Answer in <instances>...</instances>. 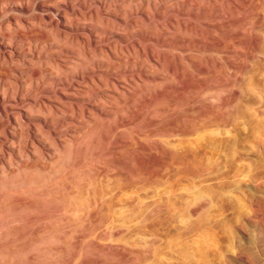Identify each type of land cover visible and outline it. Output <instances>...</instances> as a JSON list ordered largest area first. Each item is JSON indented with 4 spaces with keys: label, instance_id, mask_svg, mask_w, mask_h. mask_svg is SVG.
<instances>
[{
    "label": "rangeland",
    "instance_id": "374dc122",
    "mask_svg": "<svg viewBox=\"0 0 264 264\" xmlns=\"http://www.w3.org/2000/svg\"><path fill=\"white\" fill-rule=\"evenodd\" d=\"M72 1L79 2L72 4ZM129 1L132 0H31V13L42 14L43 19H37L38 22H34L31 37L29 40L21 42L19 46L23 47L20 54L6 59L0 56V84H2L0 85V90L2 88L0 91V104L4 105L3 108L0 106V166L6 165L1 166L4 170L0 169V264H264V0H257V2H261L259 7H257L259 3L256 0H221L223 2L222 13L225 12L224 14L229 16V20L218 16L220 10L208 7L212 9L211 15H215V18L209 15L208 18L196 21L205 29L204 32L207 36L202 43L197 40L190 42V38L183 35V33L176 34L177 37L172 36L174 40L171 37L165 39L163 46H159L153 37L148 36L150 32L147 30L150 29V26L153 28L163 25H167V27L171 25L170 27L175 30L176 20L172 16L177 15L178 18H181L176 9L179 8L183 11L186 5L179 4L178 6L176 4L175 8L165 4L170 0H161L158 3V5L161 4L159 7L150 4L148 0ZM134 1H138V3ZM163 3L167 6L165 7ZM246 4H252V6ZM250 6L252 8H249ZM75 7L76 11L73 9ZM113 7L115 10L117 9L115 12ZM149 8L152 10L149 11ZM254 8L257 9L254 10ZM141 10L144 11L141 12ZM173 10L174 12H171ZM195 11H197L196 8H193L189 13L194 14ZM84 12L88 15L85 13L86 15L82 16ZM98 12L100 14H97ZM148 12L151 19L146 16V14H149ZM50 13L54 15L50 16ZM248 13L249 15L252 13L253 16H249ZM75 14L77 20L74 17ZM160 15L161 17H159ZM182 15L187 18L189 14L186 15L183 12ZM64 16L70 17V20L67 18L65 20ZM119 16L122 18H118ZM53 18L60 22L58 26ZM190 18L193 20L194 17ZM204 19H209L208 22L210 23ZM225 20L229 21V27ZM214 21L217 22L213 23ZM217 23L222 24L223 30L218 32V29H215L214 25ZM141 25H145V27ZM147 25H150L149 28H147ZM247 28L251 30L248 31ZM143 29H146L147 32ZM244 29H246V33L242 31ZM57 30L59 31L56 33ZM94 30H97V33ZM77 31H80L83 35ZM142 32H145V34ZM85 37H89V39L86 38L84 45ZM175 38H178V40ZM184 40H187L188 43ZM168 41L174 45L176 52L180 50L179 53L184 59L183 68L175 60L178 74L168 70L169 63L174 62L170 57L165 60L162 58L164 68L156 60H150V64L145 62L146 55L143 48L147 51L152 49L155 53L158 51L156 54H159V52L161 53V51L168 48ZM238 41L240 43H237ZM115 42L118 45H115ZM108 43L110 45H106ZM86 44L96 46L90 50ZM182 44L184 46L188 45L185 46L186 49ZM99 45L103 50L99 48ZM155 45H158V49ZM146 46L148 47L146 48ZM88 50L93 54L89 53ZM112 50L115 52L120 51L119 53L122 54L118 55L123 59L116 61L115 58H111L109 54ZM71 51L76 52L72 53ZM138 52L141 54H138ZM94 54L96 56L92 58ZM209 55L211 56L209 57ZM79 56L84 58L81 59ZM61 57H66L68 60L66 58H64L66 60H61ZM106 59L113 63L112 66L116 65L117 67L105 71V69L107 70L105 67L107 64ZM192 59L198 62L197 65H203L202 67L208 69V73L204 72L200 73L199 76H195V69L191 64ZM13 61L15 62L13 63ZM125 61H127V64ZM151 61L155 63H151ZM57 62L63 70L59 66H54L58 64ZM63 62L64 64H62ZM136 62L144 63L141 69L139 66H133V63ZM82 63L86 64L82 65ZM122 65L123 69H121ZM92 66H96V69H98L96 71H104L109 78H112L114 74V77L117 75L126 77L127 75L130 76L131 73L141 72V77L146 81H160L165 80L162 76L164 69L169 75L172 74L173 79L180 84L183 80L186 82L191 81L189 78H192L193 81L190 82V90L184 93L185 96H178L179 91L175 89H172V91L167 90L165 95H161L154 92L147 93L143 81L136 80V77L132 80L131 77L127 76L126 83H123L126 89H121L126 96L125 99L124 96H116L111 99L109 104L113 105L112 102L115 101L114 106L111 105L110 107L115 112H120L118 115L113 114L105 118L107 122L105 120L104 123L102 120V123L99 121L97 124L92 119L90 121L87 113H81L77 108L73 109L72 112L69 103H67L68 101L66 102L67 99L62 100L61 97L63 96L62 91L65 90L60 91L61 86L68 84L67 82H72L74 75L78 72V74L84 73V77L88 78ZM82 69L84 70L82 71ZM151 69L158 72L156 76L152 77L147 73ZM45 78L49 80L47 81ZM58 79L61 80L58 82ZM62 82H64V85H61ZM90 86L92 85L90 84ZM97 86L100 91L97 93L93 90L87 95L88 97L86 96V101H89L87 98L97 99L110 85L107 86V84L105 85L104 82L98 80ZM92 88L94 89L95 86L93 85ZM131 88H134L133 91ZM137 90H140L143 94ZM47 92L48 95L50 93L48 97H46ZM170 92L174 94L172 93L171 96ZM52 94L55 95V98ZM175 97H178V101L176 108L173 109L170 106L172 105V99H176ZM51 98L55 100H51ZM58 98H61L62 103L68 104L63 109L65 115L55 108L53 109L57 112L40 106L44 103H39L42 100L50 103L53 107L60 105ZM35 99H37L39 105ZM27 102H33L29 104L32 108L27 105ZM166 106L170 108L169 113L161 117L162 109ZM116 109L118 110L116 111ZM123 111L127 116L122 114ZM210 112L213 113L212 117H210ZM72 114L77 116L75 118L78 119L79 124H83H80L81 130L77 135L78 138L80 137L78 140L77 137L75 139L71 137L63 126L65 116H71ZM13 115H17L18 121L15 122L16 117H13ZM59 115L60 117L55 118ZM28 117L32 119V123H38V127L41 122L40 128L42 126L44 128L42 127L40 130L32 128L34 132L29 134L30 119ZM80 118H84V120L86 118L85 122ZM47 119L50 125L43 123ZM196 120H198V125ZM18 122L21 126L23 125V129L20 128ZM189 123L192 125L190 128ZM107 126L108 128H106ZM129 127L131 128L129 129ZM54 129L57 130V133L53 132ZM178 129L181 131L178 132ZM19 133L23 134V138L18 136ZM43 133L45 136H43ZM80 134L83 136H79ZM139 134L141 141L143 140L141 148H116L115 145L127 143L129 139L131 140ZM47 136H49L48 139L51 136L52 140L56 139L47 141ZM13 140H16V144ZM51 141L52 144H55V147L54 144H50ZM23 142L26 146H29L25 147ZM30 142L33 146L37 142L35 143L37 149L32 148ZM17 144L19 145L18 148ZM66 144L69 146H66ZM147 144L151 148L150 151L146 150ZM22 147L27 150L22 149ZM40 147L44 157L40 155L42 152ZM153 148H157V150L154 151ZM34 150L40 151L39 156ZM46 150L50 151L46 153ZM19 151L22 153L18 154ZM30 153L34 154L31 155ZM7 157L9 158L7 159ZM132 161L133 163H131ZM26 162L27 164H25ZM181 162L182 165L184 163L185 165L180 166ZM190 163L191 166H189ZM196 168L201 170L203 174ZM120 171L128 172L130 183L136 179L138 174L143 177L147 176L144 178L145 186L139 189L133 186L127 189L119 188L117 186V174ZM155 173L168 175L171 179L169 181L165 179L158 182L154 181L149 176ZM172 179H176L174 185H172ZM95 181L99 185L92 183ZM110 183L112 184L109 185V188L108 184ZM71 187H74V190ZM130 188L133 190H129ZM71 190L77 192L73 193ZM85 191L89 192L86 194ZM197 191H202L204 196L196 197L194 192ZM133 192L135 193L132 194ZM208 194L214 196L210 199L206 198L205 195ZM77 197H79V200ZM80 201H82V204H80ZM183 216L185 219H182ZM9 229L12 233L8 234Z\"/></svg>",
    "mask_w": 264,
    "mask_h": 264
},
{
    "label": "bare ground",
    "instance_id": "6f19581e",
    "mask_svg": "<svg viewBox=\"0 0 264 264\" xmlns=\"http://www.w3.org/2000/svg\"><path fill=\"white\" fill-rule=\"evenodd\" d=\"M61 1V0H60ZM133 1V0H132ZM132 1H129V2H132ZM140 1V0H139ZM161 0H154V1H152V0H148V2L150 3V4H152V5H154V6H156V5H158V3L160 2ZM226 1V0H225ZM241 1V0H240ZM260 1V0H259ZM46 2V1H45ZM45 2H43V3H45ZM67 2V1H66ZM73 2V3H72ZM71 3L72 4H75L76 2H74V1H72ZM79 1H77V3H78ZM91 2V1H90ZM95 2V1H94ZM135 2V1H134ZM137 3H138V1H136ZM135 2V3H136ZM250 2V1H249ZM248 2V3H249ZM256 2H257V0H256ZM256 2H255V5H256ZM42 3V4H43ZM76 3V4H77ZM82 3V2H81ZM102 3V2H101ZM111 3V2H110ZM141 4H142V2H140ZM222 3L223 2H221V0H170V1H167L165 4H169V6H171V7H175L176 8V6L178 5L179 6V4H182V5H186L185 6V10H180L179 8L178 9H176L177 11V13L180 15L179 17H181V18H178V16L177 15H173L172 17L176 20V27L174 26V29L175 30H173L170 26V28L169 27H167V25H163V26H161V27H151L150 25V29H148L147 31L148 32H150L149 33V35L148 36H150V37H153L154 39H155V41H156V43L159 45V46H163V44L165 43L164 42V40L165 39H167V38H169V37H171L173 40H174V38L172 37V36H176V34H183V35H185L186 37L188 36L189 38H190V42H194V41H199V43H202V41H204L206 38H207V36L205 35V29L204 28H202L199 24H197V22L196 21H201L202 20V18H208V16L210 15V16H213V15H211L212 14V9H209V8H216V9H218V10H220V12L218 13V16H220V18H223V19H228L229 18V16H227V15H225L224 13H222L223 12V8H222ZM237 3H239V2H237ZM257 3H259V2H257ZM261 3V2H260ZM260 3H259V5L257 6V7H259L260 6ZM67 4V3H66ZM83 4H85V3H83ZM164 4V3H163ZM164 4V5H165ZM177 4V5H176ZM242 4V3H241ZM45 5V4H44ZM43 5V6H44ZM47 5V4H46ZM86 5V4H85ZM119 5V4H118ZM121 5V4H120ZM119 5V6H120ZM159 5H161V4H159ZM158 5V6H159ZM167 5H165V7L167 6ZM176 5V6H175ZM246 5H248V4H246ZM249 5H251L252 6V4H249ZM248 5V6H249ZM254 5V6H255ZM72 6V5H71ZM91 6V5H90ZM99 6V5H98ZM141 6V5H140ZM142 6H144V5H142ZM150 6V5H149ZM240 6V5H239ZM243 6V5H242ZM242 6H241V9H242ZM249 7V8H252V7ZM69 7V6H68ZM76 7H77V5H76ZM76 7L75 8H73L75 11L77 10L76 9ZM79 7V6H78ZM81 7V6H80ZM79 7V8H80ZM93 7V6H92ZM97 7V6H96ZM95 7V8H96ZM100 7V6H99ZM104 7V6H103ZM102 7V8H103ZM138 7V6H137ZM146 7V6H145ZM151 7V6H150ZM160 7V6H159ZM170 7V8H171ZM181 7V6H180ZM209 7V8H208ZM245 7H247V6H245ZM256 7V6H255ZM41 8V7H40ZM82 8V7H81ZM89 8V7H88ZM125 8H127V7H125ZM193 8H196V10L197 11H195L194 12V14H190L189 12H190V10H192ZM243 8H244V6H243ZM72 9V10H73ZM92 9V8H91ZM90 9V10H91ZM122 9V8H121ZM134 9V8H133ZM148 9V8H147ZM168 9V8H167ZM245 9V8H244ZM257 9V8H256ZM255 8H254V10H256ZM31 10H32V3H31V0H0V56H2V57H4V59H6V58H12L13 56H15V55H18V54H20L21 52H22V48L23 47H19L20 45H21V42H23V41H27V40H29V38L31 37V35H32V28H33V25H34V22L36 23V22H38V21H36L37 19L38 20H41V19H43V16H42V14L41 15H39V14H37L36 12L35 13H33V14H35V15H33L32 13H31ZM65 10V9H64ZM67 10V9H66ZM83 10V9H82ZM97 10H98V7H97ZM103 10V9H102ZM113 10H114V12L117 10H115L114 9V7H113ZM113 10H111V11H113ZM132 10V9H131ZM136 10V9H135ZM138 10V9H137ZM150 10H152V9H150L149 8V11ZM164 10H166L165 8H164ZM57 11V10H56ZM60 11V10H59ZM74 11V13H76ZM96 11V10H95ZM144 11V10H143ZM142 10H141V12H143ZM145 11H146V9H145ZM215 11V10H214ZM33 12V11H32ZM61 12V11H60ZM78 12V11H77ZM91 12H93V11H91ZM137 12V11H136ZM147 12V11H146ZM171 12H174V10L173 11H171ZM175 12V13H176ZM183 12H185L186 13V15L187 14H189L188 16H189V18H188V16H187V18H185L182 14H183ZM193 12V11H192ZM46 13V12H45ZM44 13V14H45ZM86 12H84V14L82 15V16H84V15H86L85 14ZM96 13V12H95ZM145 13V12H144ZM149 13V12H148ZM151 13H152V11H151ZM43 14V15H44ZM51 14V15H50ZM49 15L50 16H52V15H54V14H52V13H50ZM57 14L59 15V13L57 12ZM56 14V15H57ZM64 14V13H63ZM71 14V13H70ZM77 14V13H76ZM75 14V16L74 15H72V16H74L75 17V19L77 18V15ZM97 14H100L99 12L97 13ZM110 14V13H109ZM117 14H118V12H117ZM160 14H163V13H160ZM37 15H39V16H37ZM46 15H48V14H46ZM67 15V14H66ZM80 15H81V13H80ZM88 15V14H87ZM248 15H249V13H248ZM251 15H252V13H251ZM251 15H249V16H251ZM62 16V15H61ZM79 16V15H78ZM101 16V15H100ZM140 16V15H139ZM146 16L148 17V19L150 18L151 19V17H150V13L149 14H146ZM151 16H152V14H151ZM156 16V15H155ZM158 16V15H157ZM166 16V15H165ZM194 17L193 18V20L190 18V17ZM217 16V17H218ZM253 16V15H252ZM54 17V16H53ZM65 17V16H64ZM88 17V16H87ZM140 17H142V16H140ZM159 17H161V15L159 16ZM214 18H215V15L213 16ZM216 17V18H217ZM55 18V17H54ZM53 18V19H54ZM66 18L67 17H65V20H66ZM70 17H68L67 19H69ZM79 18V17H78ZM85 18V17H84ZM90 18H91V16H90ZM101 18V17H100ZM109 18V17H108ZM110 18H112V17H110ZM118 18H122V17H118ZM142 18H144V17H142ZM172 18V19H173ZM56 19H57V16H56ZM56 19H54V20H56ZM73 19V18H72ZM98 19V18H97ZM125 19V18H124ZM155 19V18H154ZM171 19V20H172ZM211 19V18H210ZM213 19V18H212ZM46 20V19H45ZM70 20V19H69ZM77 20V19H76ZM80 20V19H79ZM78 20V21H79ZM108 20H110V19H108ZM115 20V19H114ZM134 20V19H133ZM163 20V19H162ZM204 20H206V22H208V20L207 19H204ZM204 20H203V22H204ZM229 20V19H228ZM47 21V20H46ZM136 21V20H135ZM154 21V20H153ZM166 21H168V20H166ZM221 22L223 21V20H220ZM226 21V20H225ZM55 22V21H54ZM56 22H57V20H56ZM106 22V21H105ZM141 22H142V20H141ZM205 22V23H206ZM212 22V21H211ZM215 22H217V21H214L213 23H215ZM227 22V21H226ZM229 22V21H228ZM228 22H227V26L229 27V25H228ZM41 23H42V21H41ZM44 23V22H43ZM59 23L60 22H57V23H55V24H57V26L59 25ZM170 23H171V21H170ZM204 23V24H205ZM208 23H210V22H208ZM218 23H219V19H218ZM215 24L214 26L216 27L215 29H218V32H219V30H223V26L221 27V25L220 24ZM250 23H251V21H250ZM249 23V24H250ZM46 24V23H45ZM67 24H69V23H67ZM172 24V23H171ZM78 25V24H77ZM76 25V26H77ZM162 25V24H161ZM210 25V24H209ZM226 25V24H225ZM53 26H54V24H53ZM53 26H51V27H53ZM72 26V25H71ZM70 26V27H71ZM79 26V25H78ZM77 26V27H78ZM83 26V25H82ZM94 26V25H93ZM115 26V25H114ZM133 26V25H132ZM142 26V25H141ZM149 26L147 25V28H149ZM160 26V25H159ZM206 26V25H205ZM208 26V25H207ZM212 26V25H211ZM95 27V26H94ZM107 27V26H106ZM142 27H145V25L144 26H142ZM210 27V26H209ZM225 27V26H224ZM251 27V26H250ZM129 28V27H128ZM131 28V27H130ZM138 28V27H137ZM146 28V29H147ZM54 29H55V27H54ZM77 29V28H76ZM136 29V28H135ZM146 29L144 30V31H146ZM34 30V29H33ZM60 30V29H59ZM59 30H57L56 31V33L59 31ZM91 30V29H90ZM126 30V29H125ZM130 30V29H129ZM132 30V29H131ZM130 30V31H131ZM151 30V31H150ZM246 29H244V30H242V31H245ZM247 30H248V28H247ZM249 30H251V29H249ZM248 30V31H249ZM97 31V30H96ZM95 30H94V32H96ZM136 31H138L137 29H136ZM135 31V32H136ZM140 31V30H139ZM146 31V32H147ZM212 31V30H211ZM76 32V31H75ZM77 32H80V31H77ZM127 32V31H126ZM214 32V31H213ZM241 32V31H240ZM61 33V32H60ZM85 33V32H84ZM86 33H88V32H86ZM97 33V32H96ZM99 33H100V31H99ZM129 33V32H128ZM132 33H134V32H132ZM140 33V32H139ZM142 33H144L145 34V32H142ZM244 33H246V31L244 32ZM243 33V34H244ZM77 34V33H76ZM80 34H81V32H80ZM102 34V33H101ZM127 34V33H126ZM131 34V33H130ZM129 34V35H130ZM146 34H148V33H146ZM220 34V33H219ZM251 34V33H250ZM78 35H79V33H78ZM81 35H83V34H81ZM81 35H79V36H81ZM88 35V34H87ZM90 35V34H89ZM92 35V34H91ZM139 35V34H138ZM142 35V34H141ZM140 35V36H141ZM75 36V35H74ZM78 36V37H79ZM96 36V35H95ZM125 36V35H124ZM133 36V35H132ZM179 36V35H178ZM100 37V36H99ZM126 37V36H125ZM129 37V36H128ZM177 37V36H176ZM181 37V36H180ZM213 37V36H212ZM86 38L87 37H85V40H84V42H83V44L84 43H86ZM184 38V37H183ZM232 38H233V36H232ZM236 38V37H235ZM87 39H89V37L87 38ZM93 39H94V37H93ZM96 39V38H95ZM99 39V38H98ZM128 39V38H127ZM175 39H177L178 40V38H175ZM239 39V38H238ZM76 40V39H75ZM100 40V39H99ZM125 40H126V38H125ZM128 40H130V39H128ZM136 40V39H135ZM139 40H141V39H139ZM179 40H180V38H179ZM181 40H183V39H181ZM38 41V40H37ZM88 41V40H87ZM97 41V40H96ZM134 41V40H133ZM184 41H187V40H184ZM208 41V40H207ZM237 41V40H236ZM240 41V40H239ZM237 42V43H240V42ZM29 42V41H28ZM103 42V41H102ZM141 42V41H140ZM175 42V41H174ZM209 42V41H208ZM213 42V41H212ZM219 42V41H218ZM218 42H216V43H218ZM31 43V42H30ZM79 43V42H78ZM81 43V42H80ZM79 43V44H80ZM100 43V42H99ZM132 43V42H131ZM168 43V48L167 49H164L163 51H161V53L159 52V54H156L155 53V51L154 50H152L151 48V50L150 51H147V50H145L144 48H143V50H144V53H145V55H146V57H145V62L146 63H149L150 64V60H156L157 61V63L160 65V66H162L163 68L165 67L164 66V62H162V58L165 60L167 57H170V59H173V61L174 62H170L169 63V65H168V67H169V69L168 70H170V71H172L174 74H178L177 73V64L178 65H182V68H183V56L181 55V53H179V51L178 52H176L175 51V47H174V45L172 44V43H170L169 41L167 42ZM187 43H188V41H187ZM206 43V42H205ZM114 44V43H113ZM112 44V45H113ZM121 44V43H120ZM130 44V43H129ZM133 44V43H132ZM140 44V43H139ZM180 44V43H179ZM179 44H178V46H179ZM85 45V44H84ZM87 45V44H86ZM94 45V44H93ZM93 45H91V46H89V45H87V46H89V48H90V50H92L91 48L92 47H95V46H93ZM106 45H110L109 43L108 44H106ZM115 45H118L116 42H115ZM115 45L113 46V48L115 47ZM126 45H128V44H126ZM137 45V44H136ZM141 45V44H140ZM139 45V46H140ZM148 45V44H147ZM157 45V46H158ZM183 45V44H182ZM193 45V44H192ZM200 45V44H199ZM206 45V44H205ZM216 45V44H215ZM23 46H24V44H23ZM120 46V45H119ZM134 46V45H133ZM143 46V45H142ZM141 46V47H142ZM156 46V45H155ZM156 46V47H157ZM165 46V45H164ZM180 46H181V44H180ZM184 46V45H183ZM186 47L188 46V45H185ZM184 46V47H185ZM207 46V45H206ZM254 46V45H253ZM51 47V46H50ZM101 46L99 45V48H100ZM144 47V46H143ZM148 46H146V48H147ZM155 47V48H156ZM177 47V46H176ZM186 47H185V49H186ZM214 47V46H213ZM235 47V46H234ZM243 47V46H242ZM20 48V49H19ZM38 48V47H37ZM104 48H105V46H104ZM118 48V47H117ZM123 48V47H122ZM129 48V47H128ZM128 48H125V49H128ZM139 48V47H138ZM154 48V49H155ZM181 48V47H180ZM203 48H204V46H203ZM101 50H103L102 48H100ZM120 49V48H119ZM118 49V50H119ZM124 49V48H123ZM122 49V50H123ZM129 49H131V48H129ZM139 49H141L142 50V48H139ZM157 49H158V47H157ZM178 49V48H177ZM185 49H183V50H185ZM204 49H206V48H204ZM232 49H235V48H232ZM53 50V49H52ZM55 50H58V49H55ZM72 50V49H71ZM113 50H117V49H113ZM111 51L110 52V57L111 58H115L116 59V61H121L123 58H120V56L118 55V54H122V53H119L118 51V53L117 52H115V51ZM160 50H161V48H160ZM182 50V49H181ZM189 50V49H188ZM196 50V49H195ZM208 50V49H207ZM209 50H212V49H209ZM252 50V49H251ZM59 51V50H58ZM94 51V50H93ZM105 51V50H104ZM103 51V53H105ZM127 51H130V50H127ZM137 51V50H136ZM235 51V50H234ZM241 51V50H240ZM25 52V51H24ZM27 52V51H26ZM29 52V51H28ZM72 52V51H71ZM76 52V51H75ZM75 52H72V53H75ZM88 52H89V50H88ZM100 52V51H99ZM139 52H140V50H139ZM138 52V54H141V53H139ZM208 52V51H207ZM89 53H91V52H89ZM88 53V54H89ZM107 53V52H106ZM129 53V52H128ZM137 53V52H136ZM71 54V53H70ZM80 54V53H79ZM78 54V55H79ZM91 54H93V53H91ZM90 54V55H91ZM96 54V53H95ZM94 54V57H92V58H95V55ZM98 54V53H97ZM100 54V53H99ZM98 54V55H99ZM124 54V53H123ZM129 54H131V53H129ZM129 54H128V56H129ZM187 54V53H186ZM185 54V55H186ZM237 54V53H236ZM22 55V54H21ZM25 55V54H24ZM72 55H74V54H72ZM97 55V56H98ZM125 55V54H124ZM127 55V54H126ZM137 55V54H136ZM69 56H71V55H69ZM81 56V55H80ZM79 56V57H80ZM87 56V55H86ZM123 56V55H122ZM187 56V55H186ZM211 55H209V57H210ZM21 57H23V56H21ZM75 57V56H74ZM87 57H89V56H87ZM106 57V56H105ZM126 57V56H125ZM139 57V56H138ZM192 57V56H191ZM191 57H190V59H191ZM194 57V56H193ZM64 58H66V57H64ZM63 57H61V60H63L64 59ZM76 58V57H75ZM81 58V57H80ZM84 58V57H83ZM83 58H81V59H83ZM97 58V57H96ZM101 58V57H100ZM129 58H131V57H129ZM144 58V57H143ZM185 58V57H184ZM197 58V57H196ZM212 58V57H211ZM67 60H68V58H66ZM66 59H64V60H66ZM77 59H79V58H77ZM80 59V60H81ZM128 59V58H127ZM126 59V60H127ZM138 59V58H137ZM170 59H168V60H170ZM189 59V58H188ZM189 59V60H190ZM29 60H31V59H29ZM73 60H74V58H73ZM85 60V59H84ZM87 60V59H86ZM93 60V59H92ZM107 60V64L105 65V67L107 68V70L105 69V71H108V69H110V68H112V67H114V69L117 67L116 65L115 66H112L113 65V63H111L110 62V60L108 61V59H106ZM125 60V59H124ZM134 60V59H133ZM132 60V61H133ZM178 61V63L176 64V61ZM210 60V59H209ZM209 60H207V61H209ZM58 61V60H57ZM74 61H76V60H74ZM91 61V60H90ZM104 61H105V59H104ZM103 61V62H104ZM130 61V60H129ZM131 61V62H132ZM142 61H144V60H142ZM3 62V61H2ZM7 62V61H6ZM9 62V61H8ZM15 61H13V63H14ZM56 62V61H55ZM54 62V63H55ZM67 62V61H66ZM66 62H65V64H66ZM69 62V61H68ZM67 62V63H68ZM79 62V61H78ZM86 62V61H85ZM87 62H89V61H87ZM127 61H125V63H126ZM131 62H129V63H131ZM154 61H151V63H153ZM4 63H5V61H4ZM12 63V64H13ZM28 63V62H27ZM33 63V62H32ZM58 63V62H57ZM61 63V62H60ZM155 63V62H154ZM197 61L195 62L194 61V59H192V61H191V64H192V66H193V68L195 69V76H199V74L200 73H204V72H207L208 73V69H206V68H204V67H202V66H199V65H197ZM17 64V63H16ZM15 64V65H16ZM26 64V63H25ZM62 64H64V62L62 63ZM86 64V63H85ZM84 63H82V65H85ZM102 64V63H101ZM123 64V63H122ZM127 64V63H126ZM132 64V63H131ZM143 62H136V63H133V66L134 67H136V66H139L140 67V69L142 68V66H143ZM185 64V63H184ZM11 65V64H10ZM29 65V64H28ZM54 65V64H53ZM69 65V64H68ZM119 65H120V63H119ZM146 65V64H145ZM152 65V64H151ZM157 65V64H156ZM158 65V66H159ZM167 65V64H166ZM17 66V65H16ZM22 67L24 66V65H21ZM55 67L57 66H59L60 68H61V66L59 65V63L57 64V65H54ZM76 66H77V64H76ZM99 66V65H98ZM97 66V67H98ZM103 66V65H102ZM125 66V65H124ZM128 66V65H127ZM132 66V67H133ZM186 66V65H185ZM206 66V65H205ZM20 67V66H19ZM26 67V66H25ZM31 67H33L32 65H31ZM66 67H68V66H66ZM75 67V66H74ZM90 67H91V65H90ZM100 67V66H99ZM130 67V66H129ZM128 67V68H129ZM17 68V67H16ZM28 68V67H27ZM70 68V67H69ZM87 68V67H86ZM126 68V67H125ZM145 68V67H144ZM151 68V67H150ZM154 68V67H153ZM14 69V68H13ZM18 69V68H17ZM21 69V68H20ZM24 69V68H23ZM33 69V68H32ZM46 69H48V68H46ZM49 69H52V68H49ZM59 69V68H58ZM62 69V68H61ZM74 69V68H73ZM85 69V68H84ZM84 69H82V71L84 70ZM88 69H90V68H88ZM100 69V68H99ZM101 69H102V67H101ZM121 69H123V65H122V68ZM127 69V68H126ZM132 69V68H131ZM186 69V68H185ZM184 69V70H185ZM19 70V69H18ZM60 70V69H59ZM63 70V69H62ZM87 70V69H86ZM92 70V71H91ZM90 71H91V74H90V76L87 78V77H84V73H81V74H75L76 73V71H75V75H74V78H73V80H72V82L70 81V82H67L68 84H65L64 85V82H62L61 83V85L63 84L64 86H61V89H60V91H62V89L63 90H65V91H62V93H63V96H61L62 97V100L63 99H67L66 100V102L67 103H69V108L71 109V111L73 110V109H78V111L79 112H81V113H87L88 115H89V117H90V121H91V119H92V121H94V123H96L97 122V124L99 123V121L102 123L103 121H104V123H105V118H108L110 115L112 116L113 114H116V115H118V113L120 112V111H117L118 109H116V111L117 112H115L114 110H112L111 108L112 107H110L111 105H109L110 104V102H111V99L112 98H115L116 96H119V97H123L124 96V99H125V95H124V93H123V88L124 89H126V86L123 84V83H126L125 82V80L127 79L126 77L127 76H129V75H127L126 77H124V76H120V75H117V76H115L114 77V75H113V77L112 78H109V77H107V74H105V72L104 71H101V70H99V71H96V70H98V69H96V66L95 67H93L92 66V69H91ZM104 70V69H103ZM134 70V69H133ZM139 70V69H138ZM157 70H158V68H157ZM182 70V69H181ZM13 71V70H12ZM21 71V70H20ZM27 71V70H26ZM55 71V70H54ZM61 71V70H60ZM72 71H74V70H72ZM81 71V72H82ZM115 71V70H114ZM128 71V70H127ZM127 71H125V72H127ZM146 71V70H145ZM194 71V70H193ZM22 72V71H21ZM25 72V71H24ZM24 72H23V74H24ZM28 72V71H27ZM70 72V71H69ZM68 72V73H69ZM85 72V71H84ZM117 72V71H116ZM132 72V71H131ZM182 72V71H181ZM190 72V71H189ZM13 73V72H12ZM14 73H16V72H14ZM59 73V72H58ZM128 73H130V72H128ZM141 72H137L136 74H132L131 73V75L129 76V77H131L132 78V80H133V78H135L136 80H139V81H143L144 82V86L146 87L145 89H146V92L147 93H159V94H161V95H165V93H166V91L167 90H169V91H172V89H175V90H177V91H179L178 93H176V94H178V96L179 95H184L185 96V92L186 91H189L190 90V88H191V83L190 82H192L193 80H192V78H189V79H191V81L189 80L188 82H186L185 80H183L182 82H181V84L180 83H178V81L177 80H175V79H173V75L171 76V75H169L167 72H165L164 71V69H163V72H162V76L165 78V80H160V81H158V80H154L153 82H150V81H146V80H144L142 77H141V74H140ZM144 73V72H143ZM147 73H149V75L150 76H152V77H154V75L156 76V73H158V72H156V70L155 69H151V70H149V72H147ZM160 73V72H159ZM22 74V73H21ZM23 74H22V76H23ZM27 74V73H26ZM49 74V73H48ZM62 74V73H61ZM64 74H65V72H64ZM70 74V73H69ZM188 74V73H187ZM236 74V73H235ZM20 75V74H19ZM25 75V74H24ZM45 75H46V72H45ZM108 75H110V74H108ZM122 75V74H121ZM147 75V74H146ZM182 74H180V76H181ZM183 75H184V73H183ZM16 76H17V74H16ZM72 76V75H71ZM12 77H14V76H12ZM20 77V76H19ZM30 77V76H29ZM43 77V76H42ZM49 77H50V75H49ZM52 77V76H51ZM62 77V76H61ZM64 77H65V75H64ZM67 77V76H66ZM70 77V76H69ZM69 77H68V79H69ZM73 77V76H72ZM182 77V76H181ZM190 77H191V75H190ZM7 79H9L10 78V76H9V78L8 77H6ZM23 78V77H22ZM28 78V77H27ZM26 78V80H28ZM57 78V77H56ZM55 78V79H56ZM60 78V77H59ZM63 78V77H62ZM159 78H160V76H159ZM175 78V77H174ZM182 78H184V77H182ZM181 78V79H182ZM202 78V77H201ZM2 79V78H1ZM16 79V78H15ZM18 79V78H17ZM16 79V80H17ZM46 79V78H45ZM158 79V78H157ZM177 79V78H176ZM180 79V80H181ZM15 80V82H17ZM38 80V79H37ZM43 80V79H42ZM47 81L49 80V79H46ZM61 79H58V82L60 81ZM102 81V82H104V84L106 85L107 84V86L108 85H110L111 86V88H109L110 86H108L107 87V90H105L104 92H103V94H100L99 95V97H97V99L95 98V100H91V99H89V98H87L89 101H86V96L88 95V94H90L91 92H93V90H95L97 93L100 91L99 90V87L97 86V81ZM5 81H6V79H5ZM67 81V80H66ZM3 82V81H2ZM1 82V83H2ZM10 82V81H9ZM45 82V81H44ZM53 82V81H52ZM56 82V81H55ZM136 82V81H135ZM142 82V83H143ZM180 82V81H179ZM11 83H13V81H11ZM20 83H21V81H20ZM129 83V82H128ZM139 83V82H138ZM195 83V82H194ZM3 84H4V82H3ZM25 84H27V83H25ZM56 84V83H55ZM55 84H53V85H55ZM90 84L93 86H95V88L93 89L92 88V86H90ZM130 84V83H129ZM140 84V83H139ZM198 84V83H197ZM0 85H2V84H0ZM12 85V84H11ZM14 85V84H13ZM67 85V86H66ZM132 85V84H131ZM135 85V84H134ZM141 85V84H140ZM5 86V85H4ZM17 86V85H16ZM40 86V85H39ZM46 86V85H45ZM48 86V85H47ZM138 86V85H137ZM143 86V87H144ZM8 87V86H7ZM10 87V86H9ZM25 87V86H24ZM49 87V86H48ZM55 87V86H54ZM53 87V88H54ZM139 87V86H138ZM194 87V86H193ZM192 87V88H193ZM17 88H19V87H17ZM20 88H21V86H20ZM27 88V87H26ZM56 88V87H55ZM58 88V87H57ZM140 88V87H139ZM138 88V89H139ZM11 89H12V87H11ZM15 89H16V87H15ZM30 89V88H29ZM52 89V88H51ZM59 89V88H58ZM122 89V90H121ZM132 89V88H131ZM134 89V88H133ZM133 89H132V91H133ZM141 89V88H140ZM144 89V88H143ZM196 89V88H195ZM1 90H2V88H1ZM0 90V91H1ZM21 90V89H20ZM23 90V89H22ZM35 90H37V89H35ZM42 90H43V88H42ZM47 90V89H46ZM45 90V91H46ZM49 90V89H48ZM47 90V91H48ZM54 90V89H53ZM90 92H89V91ZM103 90V89H102ZM5 91V90H4ZM44 91V90H43ZM59 91V90H58ZM126 91V90H125ZM138 91V90H137ZM140 91V90H139ZM138 91V92H139ZM141 91H142V89H141ZM140 91V92H141ZM9 92H10V90H9ZM15 92V91H14ZM18 92V91H17ZM29 92V91H28ZM53 92V91H52ZM55 92V91H54ZM101 92V93H102ZM139 92V93H140ZM174 92V91H173ZM172 92V93H173ZM20 93V92H19ZM23 93V92H22ZM42 93V92H41ZM45 93V92H44ZM138 93V94H139ZM142 94H143V92H141ZM172 93L170 92L169 94H171V96H172ZM8 94V93H7ZM14 94V93H13ZM25 94V93H24ZM23 94V95H24ZM35 94V93H34ZM53 94H55V93H53ZM52 94V96H54V98H55V95H53ZM57 94V93H56ZM133 94V93H132ZM137 94V95H138ZM168 94V95H169ZM174 94V93H173ZM187 94V93H186ZM0 95H1V92H0ZM28 95V94H27ZM44 95V94H43ZM46 95V94H45ZM44 95V96H45ZM49 95H50V93H49ZM48 95V92H47V96L46 97H48L49 96ZM136 95V94H135ZM136 95V96H137ZM160 95V96H161ZM8 96V95H7ZM14 96V95H13ZM12 96V97H13ZM20 96H22V95H20ZM31 96H32V94H31ZM132 96V95H131ZM184 96H182V97H184ZM22 97H24V96H22ZM26 97V96H25ZM24 97V98H25ZM33 97H34V95H33ZM43 97V96H42ZM58 97V96H57ZM88 97V96H87ZM5 98H7L6 96H5ZM9 98H10V96H9ZM16 98V97H15ZM28 98V97H27ZM141 98V97H140ZM168 98V97H167ZM174 98V97H173ZM176 98V97H175ZM185 98V97H184ZM2 99L4 100V97H3V95H2ZM13 99V98H12ZM59 100L61 99V98H58ZM142 99V98H141ZM152 99V98H151ZM154 99V98H153ZM15 100H17V99H15ZM47 100H49V99H47ZM51 100H55V99H52L51 98ZM169 100V99H168ZM171 100V99H170ZM173 100V101H172ZM171 101H172V105L170 106V107H172L173 109H175L176 108V106H177V101H178V97L174 100V99H172ZM5 101H7V100H5ZM35 101H37V99H35ZM142 101V100H141ZM148 102H149V100H147ZM183 101H184V99H183ZM17 102H19V101H17ZM21 102V101H20ZM42 103V102H44L43 104H41L40 106H43V108L45 107V108H49L50 110L52 109V110H58V112H60V113H62L63 115H65V112H64V107L65 106H68V104L66 105L65 103H62L61 102V100L59 101L60 102V105H57L56 103V105L57 106H55V107H53V105H51L50 103H46V101L44 100H42V101H39V103ZM115 102V101H114ZM114 102H112L113 103V105L112 106H114ZM11 103V102H10ZM13 103V102H12ZM28 103V102H27ZM26 103V104H27ZM30 103H33V102H30ZM30 103H28L27 105L28 106H31V105H29ZM126 103V102H125ZM134 103V102H133ZM151 103V102H150ZM183 103H185V102H183ZM18 104V103H17ZM35 104V103H34ZM34 104H32V105H34ZM37 104H38V101H37ZM54 104V105H55ZM128 104V103H127ZM166 104V103H165ZM164 104V105H165ZM7 105H8V103H7ZM27 105H23V106H27ZM39 105V104H38ZM125 105V104H124ZM129 105V104H128ZM131 105V104H130ZM134 105V104H133ZM0 106L3 108L4 107V105L3 104H0ZM11 106V105H10ZM9 106V107H10ZM35 106V105H34ZM5 107H6V104H5ZM14 107V106H13ZM16 107V106H15ZM122 107V106H121ZM130 107V106H129ZM128 107V108H129ZM136 107V106H135ZM138 107V106H137ZM163 107V106H162ZM161 107V108H162ZM169 106H166L164 109H162V114H160V115H162L161 117H164V116H166L168 113H169V110H170V108H168ZM17 108H19V107H17ZM24 108V107H23ZM31 108H32V106H31ZM37 108H38V106H37ZM53 108H55V109H53ZM134 108V107H133ZM158 108V107H157ZM192 108V107H191ZM22 109V108H21ZM130 109V108H129ZM184 109V108H183ZM189 109V108H188ZM187 109V110H188ZM193 109V108H192ZM25 110V109H24ZM49 110V111H50ZM55 110V111H56ZM66 110V109H65ZM123 110V109H122ZM121 110V111H122ZM133 110V109H132ZM138 110V109H137ZM6 111H7V109H6ZM19 111V110H18ZM55 111H53V112H55ZM136 111V110H135ZM161 111V110H160ZM35 112H37V111H35ZM57 112V111H56ZM73 112V111H72ZM2 113V112H1ZM7 114H8V112H6ZM5 113V114H6ZM10 113V112H9ZM16 113V112H15ZM22 113V112H21ZM26 113V112H25ZM68 113H69V111H68ZM71 113V112H70ZM76 113V112H75ZM211 113V112H210ZM11 114V113H10ZM18 114V113H17ZM27 114V113H26ZM33 114V113H32ZM41 114V113H40ZM45 114V113H44ZM52 114V113H51ZM50 114V115H51ZM77 114V113H76ZM122 114H125L124 113V111H123V113ZM205 114H207V113H205ZM212 114L213 113H211V115H210V117H212ZM215 114H216V112H215ZM217 114H218V112H217ZM30 115V114H29ZM29 115H27V116H29ZM46 115H48V114H46ZM56 115V114H55ZM63 115H61V116H63ZM70 115V114H69ZM126 115V114H125ZM208 115V116H209ZM230 115V114H229ZM9 116V115H8ZM15 115H13V117H14ZM17 116V115H16ZM15 116V117H16ZM30 116H32V115H30ZM40 116V115H39ZM53 116V115H52ZM79 116H81V115H79ZM87 116V115H86ZM127 116V115H126ZM193 116V115H192ZM208 116H206V118H208ZM226 116V115H225ZM225 116H224V118H225ZM57 117H60V115L59 116H55V118H57ZM66 118H65V121H64V128L69 132V134H70V136L71 137H74V139L77 137V140L80 138H78V132H79V130H81V126H80V124H82V123H78L79 121H78V119H76L75 117H77V116H74L73 114L71 115V116H65ZM82 117V116H81ZM88 117V118H89ZM116 117V116H115ZM148 117V116H147ZM157 117V116H156ZM200 117V116H199ZM209 117V118H210ZM23 118V117H22ZM27 118V117H26ZM29 118V117H28ZM52 118V117H51ZM62 118V117H61ZM104 118V119H103ZM114 118V117H113ZM128 118V117H127ZM160 118V117H159ZM191 118V117H190ZM223 118V119H224ZM231 118V117H230ZM30 119V127H29V131H28V133L29 134H33V132H34V130L32 129V128H34L35 130H40L41 128H40V126H41V122L39 123V127H38V123H32L31 121H32V119L31 118H29ZM58 119H60V118H58ZM81 119V118H80ZM79 119V120H80ZM83 120H84V118H82ZM81 119V120H82ZM122 119V118H121ZM156 119V118H155ZM178 119V118H177ZM219 119V118H218ZM220 119H222V118H220ZM10 120V119H9ZM15 120V122L16 121H18V119H17V117H16V119H14ZM62 120H63V118H62ZM85 120H86V118H85ZM85 120H84V122H85ZM88 120V119H87ZM103 120V121H102ZM109 120V119H108ZM124 120V119H123ZM157 120V119H156ZM189 120V119H188ZM214 120V119H213ZM230 120V119H229ZM19 121H20V118H19ZM22 121V120H21ZM38 121V120H37ZM58 121V120H57ZM110 121H112V120H110ZM116 121V120H115ZM154 121V120H153ZM198 120H196V122H197ZM8 122V121H7ZM14 122V121H13ZM34 122V121H33ZM60 122H62V121H60ZM59 122V123H60ZM106 122H107V120H106ZM173 122V121H172ZM189 122V121H188ZM195 121H194V123H196ZM201 123H202V121H200ZM204 122V121H203ZM218 122V121H217ZM24 123H27V122H24ZM43 123L44 124H46V125H50L49 124V121H48V119L47 120H44L43 121ZM108 123H110L109 121H108ZM151 123V122H150ZM154 123V122H153ZM178 123V122H177ZM219 123V122H218ZM220 123H221V121H220ZM226 123H227V121H226ZM18 124H19V122H18ZM55 124H57V123H55ZM93 124V123H92ZM91 124V125H92ZM17 125V124H16ZM20 126H21V124H19ZM25 125V124H24ZM28 125V124H27ZM26 125V126H27ZM53 125H54V123H53ZM58 125V124H57ZM83 125V124H82ZM148 125H150V124H148ZM180 125V124H179ZM197 125H198V122H197ZM11 126V125H10ZM20 126H18V127H20ZM23 126V125H22ZM22 126L20 127V128H22ZM29 126V125H28ZM33 126V127H32ZM100 126V125H99ZM145 126V125H144ZM182 126V125H181ZM192 125L189 123V128L191 127ZM194 126V125H193ZM3 127V126H2ZM16 127V126H15ZM110 127V126H109ZM168 127V126H167ZM177 127V126H176ZM185 127V126H184ZM44 128V127H43ZM63 128V129H64ZM89 128V126L87 127V129ZM106 128H108V126L106 127ZM131 127H129V129H130ZM133 128V127H132ZM23 129V128H22ZM83 129V128H82ZM99 129V128H98ZM163 129H166V128H163ZM168 129V128H167ZM182 129H183V127H182ZM44 130V129H43ZM45 130H47V129H45ZM49 130V129H48ZM90 130V129H89ZM119 130V129H118ZM117 130V131H118ZM137 130V129H136ZM169 130V129H168ZM24 131H25V128H24ZM62 131V130H61ZM173 131H175V130H173ZM181 130H179L178 129V132H180ZM183 131V130H182ZM23 132V131H22ZM21 132V133H22ZM40 132V131H39ZM45 132V131H44ZM50 132H51V134H52V131H51V129H50ZM53 132L54 133H57V130H53ZM59 132H60V130H59ZM66 132V131H65ZM85 132V131H84ZM106 132V131H105ZM143 132V131H142ZM149 132H151V131H149ZM149 132H147L148 134H149ZM153 132V131H152ZM155 132V131H154ZM153 132V133H154ZM170 132V131H169ZM169 132H166V133H169ZM172 132V131H171ZM177 132V131H176ZM28 133H26V134H28ZM42 133V132H41ZM87 133V132H86ZM112 133V132H111ZM119 133V132H118ZM146 133V132H145ZM162 133V132H161ZM165 133V132H164ZM29 134L27 135V136H29ZM35 134H37V133H35ZM47 134V133H46ZM48 134L50 135V133L48 132ZM85 134V133H84ZM107 134V133H106ZM156 134V133H155ZM21 134L19 133V137H22L23 138V134L20 136ZM25 135V134H24ZM62 135V134H61ZM67 135V134H66ZM118 135V134H117ZM142 135V134H141ZM144 135V134H143ZM147 135V134H146ZM154 135V134H153ZM175 135V134H174ZM39 136V135H38ZM43 136H45L44 135V133H43ZM79 136H83V135H79ZM114 136V135H113ZM112 136V137H113ZM15 137V136H14ZM18 137V138H19ZM25 137V136H24ZM31 137V136H30ZM34 137V136H33ZM48 137L49 136H47V141L49 140V139H51L52 138V136H51V138H49L48 139ZM56 137V136H55ZM63 137V136H62ZM67 138H68V136H66ZM70 137V138H71ZM132 137H134V136H132ZM29 138V137H28ZM54 138V137H53ZM13 139V138H12ZM12 139H11V141H12ZM20 139V138H19ZM32 139V138H31ZM31 139H30V141H31ZM44 139V138H43ZM46 139V138H45ZM56 138H54L53 140H55ZM117 139H118V137H117ZM123 139H125V138H123ZM129 139V138H128ZM18 140V139H17ZM23 140V139H22ZM52 140V139H51ZM52 140V141H53ZM72 140H73V138H72ZM81 140V139H80ZM108 140V139H107ZM119 140V139H118ZM10 141V142H11ZM14 141V140H13ZM16 141V140H15ZM14 141V142H15ZM33 141V140H32ZM52 141H51V143L50 144H52ZM71 141V140H70ZM74 141V140H73ZM83 141V140H82ZM117 141V140H116ZM124 141V140H123ZM143 141V140H142ZM142 141H141V138H140V134H139V136H137L136 135V137L135 138H133V139H129L128 140V142L127 143H122V144H120V145H115L116 146V148H121V147H124V148H130V149H135V148H137V147H139V148H141V144H142ZM7 142V141H6ZM28 142V141H27ZM41 142V141H40ZM57 142V141H56ZM55 142V143H56ZM65 142V141H64ZM68 142V141H67ZM77 142V141H76ZM100 142V141H99ZM118 142V141H117ZM119 142H122V141H119ZM12 144H13V142H11ZM21 143V142H20ZM24 143V142H23ZM35 143H37V142H35ZM35 143H34V146H33V144H32V142H30V145L32 146V148H34V149H37V148H35ZM60 143V142H59ZM75 143V142H74ZM5 144V143H4ZM15 144H16V142H15ZM14 144V145H15ZM18 144H19V141H18ZM17 144V148H18V145ZM25 144V143H24ZM23 144V145H24ZM43 144H44V142H43ZM47 144V143H46ZM54 144V143H53ZM52 144V145H53ZM56 144H58V143H56ZM68 144H70V143H68ZM1 145V144H0ZM7 145V144H6ZM51 145V146H52ZM71 145V144H70ZM81 145V144H80ZM113 145V144H112ZM148 145V144H147ZM13 146V145H12ZM29 146V145H28ZM28 146H26V144H25V147H28ZM46 146V145H45ZM44 146V147H45ZM59 146H60V144H59ZM62 146H64V145H62ZM66 146H69V145H67L66 144ZM65 146V147H66ZM114 146V145H113ZM145 146V145H144ZM16 147V146H15ZM25 147H22V149H26ZM37 147H39V146H37ZM42 147V146H41ZM40 147V148H41ZM54 147H55V144H54ZM86 147V146H85ZM149 145L147 146V149L146 150H151V148L149 147ZM12 148V147H11ZM16 148V149H17ZM21 148V147H20ZM19 148V149H20ZM67 148V147H66ZM144 148H146V147H144ZM4 149V148H3ZM18 149V150H19ZM29 149V148H28ZM39 149V148H38ZM56 149V148H55ZM154 149V151L155 150H157V148H153ZM153 149H152V153H153ZM18 150H17V152H18ZM21 150V149H20ZM27 150V149H26ZM59 150V149H58ZM143 150V149H142ZM149 150V151H150ZM12 151V150H11ZM25 151V150H24ZM38 151V150H37ZM37 151H35L34 150V152H37ZM40 151H42V148H41V150ZM39 151V152H40ZM50 151V150H49ZM49 151H47L46 150V153L47 152H49ZM1 152V151H0ZM6 152V151H5ZM13 152V151H12ZM20 152V151H19ZM26 152V151H25ZM39 152H37V154L39 153ZM3 153V152H2ZM8 153V152H7ZM7 153H5V154H7ZM22 152H20V153H18V154H21ZM24 153V152H23ZM45 153V152H44ZM85 153V152H84ZM155 153V152H154ZM1 154V153H0ZM31 154V153H30ZM29 154V155H30ZM32 154H34V153H32ZM31 154V155H32ZM43 154V151L41 152V154L40 155H42ZM156 154V153H155ZM12 155V154H11ZM15 155V154H14ZM25 155H28V154H25ZM88 155V154H87ZM110 155V154H109ZM8 156V155H7ZM20 156H23V155H20ZM35 156H37V155H35ZM38 156H39V154H38ZM37 156V157H38ZM43 156V155H42ZM47 156V155H46ZM45 156V157H46ZM104 156V155H103ZM108 156V155H107ZM117 156V155H116ZM119 156H120V154H119ZM198 156V155H197ZM3 157H6V156H3ZM19 157V156H18ZM27 157V156H26ZM29 157H32V156H29ZM34 157V156H33ZM44 157V156H43ZM81 157H82V155H81ZM121 157V156H120ZM9 157H7V159H8ZM15 158V157H14ZM13 158V159H14ZM22 158V157H21ZM28 158V157H27ZM39 158V157H38ZM42 158V157H41ZM12 159V158H11ZM16 159V158H15ZM20 159V158H19ZM85 159V158H84ZM119 159V158H118ZM127 160H128V158H126ZM133 159V158H132ZM1 160H3V159H1ZM10 160V159H9ZM29 160V159H28ZM81 160V159H80ZM121 160H123V159H121ZM15 161V160H14ZM17 161H18V159H17ZM24 161V160H23ZM27 161V160H26ZM194 161V160H193ZM4 162V161H3ZM6 162V161H5ZM8 162V161H7ZM13 162V161H12ZM19 162V161H18ZM17 162V163H18ZM184 162H186V161H184ZM10 164H12L11 162H9ZM8 163V166L10 165ZM24 163V162H23ZM22 163V164H23ZM29 163V162H28ZM131 163H133V161L131 162ZM170 163V162H169ZM187 163V162H186ZM14 164V163H13ZM19 164V163H18ZM18 164H16V165H18ZM25 164H27V162L25 163ZM80 164V163H79ZM181 165L180 166H183V165H185V163L182 165V162L180 163ZM193 164V163H192ZM4 166H6L5 164H3ZM3 165H1L2 167H4ZM178 165V164H177ZM0 166V169L2 168ZM21 166V165H20ZM101 166V165H100ZM134 166H135V164H134ZM172 166V165H171ZM187 166V165H186ZM189 166H191V163H190V165ZM12 167V166H11ZM94 167V166H93ZM104 167V166H103ZM109 167V166H108ZM13 168V167H12ZM106 168H107V166H106ZM112 168V167H111ZM139 168V167H138ZM137 168V169H138ZM176 168V167H175ZM178 168H180V167H178ZM187 168H188V166H187ZM189 168H191V167H189ZM194 168V167H193ZM7 169H9V168H7ZM103 169H105V168H103ZM113 169V168H112ZM111 169V170H112ZM173 169V168H172ZM192 169V168H191ZM197 169V168H196ZM1 170H4L3 168L1 169ZM0 170V171H1ZM13 170H14V168H13ZM91 170V169H90ZM118 170V169H117ZM175 170V169H174ZM193 170V169H192ZM197 170H199V169H197ZM6 171V170H5ZM94 172H95V170H93ZM92 171V172H93ZM98 171H100L99 169H98ZM109 171V170H108ZM126 171H128V170H126ZM164 171H166V170H164ZM163 171V172H164ZM173 171V170H172ZM200 172H201V170H199ZM88 172V171H87ZM112 172V171H111ZM168 172H169V170H168ZM82 173V172H81ZM97 173V172H96ZM113 173V172H112ZM128 173V172H127ZM127 173H125L124 171H120L118 174H117V182H118V187L119 188H123V189H127V188H129V187H131L132 188V186L134 187V188H136V189H139L140 187H144L145 186V181H144V178L145 177H147V176H145V177H143L141 174H138L137 176H136V179L132 182V183H130V178H129V174H127ZM166 174H167V172H165ZM202 173V172H201ZM82 174H84V173H82ZM101 174V173H100ZM107 174V173H106ZM203 174V173H202ZM111 176V175H110ZM199 176H201L200 174H199ZM198 176V177H199ZM85 177H86V175H85ZM101 177V176H100ZM107 177H108V175H107ZM134 177V176H133ZM152 180H154V181H163V180H161V179H165V180H170L171 179V177H168V175H165V174H160V173H155V174H153V175H151V176H149ZM114 178V177H113ZM110 179V178H109ZM112 179V178H111ZM192 180H193V178H191ZM86 181H87V179H85ZM115 180V179H114ZM190 180V179H189ZM76 181V180H75ZM88 181H89V179H88ZM90 181H92V180H90ZM66 182V181H65ZM78 182V181H77ZM62 183H64V182H62ZM88 183V182H87ZM90 183V182H89ZM92 183H94L95 185H97L98 183L95 181V182H92ZM91 183V184H92ZM116 183V182H115ZM170 183V182H169ZM176 183V179H172V185H174ZM183 183H184V181H183ZM186 183V182H185ZM112 183H110V184H108V187L110 188V186L109 185H111ZM162 184V183H161ZM70 185V184H69ZM94 185V186H95ZM99 185V184H98ZM167 185H168V183H167ZM100 186H102V185H100ZM115 186V185H114ZM164 186V185H163ZM166 186V185H165ZM70 188V187H69ZM72 188V187H71ZM74 188V187H73ZM72 188V189H73ZM115 188H116V186H115ZM129 189V190H133V189ZM62 189V188H61ZM100 189H102V188H100ZM157 189V188H156ZM180 189V188H179ZM74 190V189H73ZM77 190V189H76ZM72 191L73 193H75V192H77V191ZM62 191V190H61ZM83 191V190H82ZM81 191V192H82ZM97 191V190H96ZM103 191V190H102ZM107 191V190H106ZM110 191H113L114 192V190H111L110 189ZM122 191V190H121ZM71 192V193H72ZM81 192H80V194H81ZM87 192H89V191H85V193L87 194ZM93 192V191H92ZM108 192H109V190H108ZM78 193H79V191H78ZM100 193V192H99ZM110 193V192H109ZM112 193V192H111ZM135 192H133L132 194H134ZM203 192L202 191H197V192H194V195L196 196V197H199V196H204L203 194H202ZM103 194V193H102ZM160 194V193H159ZM78 195V194H77ZM82 195H83V193H82ZM85 195V194H84ZM90 195V194H89ZM91 196V195H90ZM107 196H109L108 194H107ZM122 196V195H121ZM120 196V197H121ZM133 196V195H132ZM168 196H170V195H168ZM214 195L213 194H208V195H205V197L206 198H212ZM65 197V196H64ZM84 197V196H83ZM96 197V196H95ZM79 197H77V199H78ZM94 198V197H93ZM99 198V197H98ZM100 198H101V196H100ZM82 199V198H81ZM83 199H85V198H83ZM108 199H110L109 197H108ZM117 199V198H116ZM119 199V198H118ZM209 199H208V201H209ZM63 200H65L64 198H63ZM68 200V199H67ZM79 200V199H78ZM96 200H97V198H96ZM96 200H95V202H96ZM84 201V200H83ZM67 202V201H66ZM81 203L80 204H82V201H80ZM117 202V201H116ZM210 202H211V200H210ZM98 203V202H97ZM75 203H73V205H74ZM90 204H91V202H90ZM207 204V203H206ZM213 204V203H212ZM76 205V204H75ZM137 205H138V203H137ZM9 206V205H8ZM23 206V205H22ZM77 206V205H76ZM70 207V206H69ZM86 207V206H85ZM71 208V207H70ZM90 208V207H89ZM87 210V209H86ZM135 211V210H134ZM195 212V211H194ZM82 213V212H81ZM132 214L134 213V212H131ZM130 213V214H131ZM129 214V215H130ZM127 215V214H126ZM125 215V216H126ZM128 216V215H127ZM188 216V215H187ZM186 216V217H187ZM184 217V216H183ZM202 218V217H201ZM182 219H185V217L184 218H182ZM28 220V219H27ZM129 227V226H128ZM10 230V229H9ZM27 230V229H26ZM8 234L9 233H12V231L10 230L9 232H7ZM136 255V254H135ZM135 255H133V256H135ZM185 256V255H184ZM135 263V262H134Z\"/></svg>",
    "mask_w": 264,
    "mask_h": 264
}]
</instances>
